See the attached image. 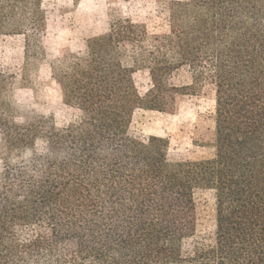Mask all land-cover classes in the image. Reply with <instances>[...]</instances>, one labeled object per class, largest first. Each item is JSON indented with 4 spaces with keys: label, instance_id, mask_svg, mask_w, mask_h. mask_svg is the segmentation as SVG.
Segmentation results:
<instances>
[{
    "label": "trees",
    "instance_id": "trees-1",
    "mask_svg": "<svg viewBox=\"0 0 264 264\" xmlns=\"http://www.w3.org/2000/svg\"><path fill=\"white\" fill-rule=\"evenodd\" d=\"M168 21L115 19L51 66L78 121L0 116V264H264V0H171ZM45 28L43 0H0V35H24L27 56ZM184 67L191 84L173 83ZM206 86L212 156L174 162L166 139L131 136L137 109L173 113ZM199 191L213 239L186 251Z\"/></svg>",
    "mask_w": 264,
    "mask_h": 264
},
{
    "label": "rangeland",
    "instance_id": "rangeland-1",
    "mask_svg": "<svg viewBox=\"0 0 264 264\" xmlns=\"http://www.w3.org/2000/svg\"><path fill=\"white\" fill-rule=\"evenodd\" d=\"M170 1L43 0L46 28L38 33L37 55L27 56L24 35H0V73L4 77L0 88V116L21 122L22 116L40 115L52 119L60 127L78 121L79 111L63 102L51 66L68 51L82 52L87 38L105 33L111 22L118 18H130L143 24L150 33L166 32ZM134 78L139 92L145 94L151 86L148 72L140 70ZM172 82L191 84L189 68L175 72ZM214 105L213 91L206 86L197 93L182 96L173 113L137 109L130 134L139 139L150 136L166 139L168 158L174 162L210 157L213 148L202 144L213 138ZM42 147L43 142L39 141L37 148ZM196 205L197 230L184 241L186 251L211 244L213 239V193L199 191Z\"/></svg>",
    "mask_w": 264,
    "mask_h": 264
}]
</instances>
